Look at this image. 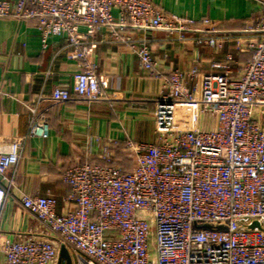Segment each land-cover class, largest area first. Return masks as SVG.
Instances as JSON below:
<instances>
[{"label": "built area", "instance_id": "built-area-1", "mask_svg": "<svg viewBox=\"0 0 264 264\" xmlns=\"http://www.w3.org/2000/svg\"><path fill=\"white\" fill-rule=\"evenodd\" d=\"M0 18L33 22L44 48L52 36H66V56L78 70L71 88H53L55 103L104 97L107 81L90 59L99 32L118 39L128 29L158 30L212 48L233 39L250 53L236 71L231 53L212 65L215 71H172L155 103V143L128 139L119 158V142L106 141L105 163L63 170L71 209L58 212L52 193L24 195V209L39 224L4 234L22 151L50 128L38 95L28 105L27 134L0 145V264H66L63 247L72 264H264V17L228 31L209 19L167 14L152 0H0ZM243 38L256 42L244 45ZM135 47L142 66L155 73L149 39ZM204 119L214 123L206 127Z\"/></svg>", "mask_w": 264, "mask_h": 264}, {"label": "crops", "instance_id": "crops-1", "mask_svg": "<svg viewBox=\"0 0 264 264\" xmlns=\"http://www.w3.org/2000/svg\"><path fill=\"white\" fill-rule=\"evenodd\" d=\"M152 1L167 14L196 21L209 19L228 31L243 30L264 17V0ZM78 28L84 33L88 31L83 24ZM176 35L128 29L116 39L108 32H99L90 59L96 72L107 81L104 97L92 103H55L50 99L53 88H71L78 70L77 61L66 56V36H52L49 46L44 48L33 22L0 18V145L27 134L31 116L28 105L38 95L44 97L39 109L50 120L48 135L29 139L22 151L11 198L1 220L4 234L39 224L24 209V195L52 193L58 200V212L71 209L73 205L64 200L70 187L61 179L63 170L86 161L105 163L101 155L106 141L119 142V158L124 156L128 139L155 143V103L166 93L172 71L192 66H198L201 72L215 71L212 65L222 63L229 53L233 55L232 70L236 71L250 56L238 49L233 39L212 48L192 39L180 41L172 37ZM143 36L149 39L155 73L142 66L135 51L137 40ZM242 41L247 45L256 39ZM213 123L209 119L203 122L206 127ZM132 165L129 160L128 167Z\"/></svg>", "mask_w": 264, "mask_h": 264}, {"label": "water", "instance_id": "water-1", "mask_svg": "<svg viewBox=\"0 0 264 264\" xmlns=\"http://www.w3.org/2000/svg\"><path fill=\"white\" fill-rule=\"evenodd\" d=\"M61 258L66 260V264H72L70 254L64 247L61 249Z\"/></svg>", "mask_w": 264, "mask_h": 264}, {"label": "clouds", "instance_id": "clouds-1", "mask_svg": "<svg viewBox=\"0 0 264 264\" xmlns=\"http://www.w3.org/2000/svg\"><path fill=\"white\" fill-rule=\"evenodd\" d=\"M4 200H5V191H4V189L0 186V208H1V206H2V204H3V202H4Z\"/></svg>", "mask_w": 264, "mask_h": 264}, {"label": "trees", "instance_id": "trees-1", "mask_svg": "<svg viewBox=\"0 0 264 264\" xmlns=\"http://www.w3.org/2000/svg\"><path fill=\"white\" fill-rule=\"evenodd\" d=\"M128 161H129V160H127V159H125V160L123 161V162H124V163H123V166L126 167V168L128 167ZM127 169H129V167H128Z\"/></svg>", "mask_w": 264, "mask_h": 264}]
</instances>
